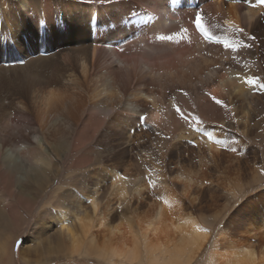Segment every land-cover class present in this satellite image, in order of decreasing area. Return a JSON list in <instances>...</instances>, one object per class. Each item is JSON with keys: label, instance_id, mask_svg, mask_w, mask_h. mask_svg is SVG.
I'll list each match as a JSON object with an SVG mask.
<instances>
[{"label": "bare ground", "instance_id": "bare-ground-1", "mask_svg": "<svg viewBox=\"0 0 264 264\" xmlns=\"http://www.w3.org/2000/svg\"><path fill=\"white\" fill-rule=\"evenodd\" d=\"M208 1V10L223 20L225 28L230 23L253 28L264 50V5L248 9L237 0ZM185 2L0 0L1 173L23 193L25 185L54 184L69 166L85 169L91 159L102 162L96 170L73 173L75 185L82 188L79 195L70 192L68 203L57 196L60 232L50 248L53 252L113 264H191L210 243L213 264H264V194L255 197L254 208L238 227L245 238L233 236L229 227L216 231L225 252L216 250L209 231L199 230L206 227L193 213L196 210L188 209L213 192L205 187L207 182L219 181L213 170L223 167L231 174L235 166L238 173L243 169L238 160L224 167L230 159L221 156L222 137L213 134L209 139L197 133L189 145L180 134L166 141L160 147L162 159L167 149L166 154H177L180 162L190 161L183 153L192 156L199 149L198 168L181 166L174 177H159L161 191L156 190L162 192L161 199L155 198L144 210L139 208L148 201L150 193L145 189L150 184L130 187L133 174L128 160L140 158L149 140L145 120L158 128L182 124L176 107L185 91L212 110L218 105L213 96L227 106H240L236 115L246 132L259 123L253 111L261 107V100L242 79L234 78L236 63L226 66L218 56L210 59L203 49L202 55H189L190 48L206 40L195 26L187 29L197 0L189 8ZM141 6L159 12V19L154 18L149 27L143 26L146 12ZM140 20L143 32L138 40L134 33L139 29L132 24ZM204 24L216 30L205 20ZM182 29H187V35L180 47L157 39L173 31L183 36ZM124 40L130 44L121 46ZM256 53L262 63V54L257 49ZM220 116L219 123L227 126ZM79 151L81 155L74 157ZM210 160L213 167L208 165ZM6 253L0 242V255Z\"/></svg>", "mask_w": 264, "mask_h": 264}, {"label": "rangeland", "instance_id": "rangeland-1", "mask_svg": "<svg viewBox=\"0 0 264 264\" xmlns=\"http://www.w3.org/2000/svg\"><path fill=\"white\" fill-rule=\"evenodd\" d=\"M206 1L197 0L196 9L202 11L203 18L207 22V25H209V23L210 25L218 23L220 27L216 28V30H210L212 36L216 39H205L198 32L206 41L202 45L200 44L199 46L192 47V49L190 48L188 50L189 55L193 57L202 55L201 50L203 49V51L211 55L210 59L218 56L220 61L225 63L226 66H228L229 63H236L235 66H232V70L235 74L234 78L238 81L239 78L237 77L239 75V77L259 76L261 82H264V50L259 46V38H256L255 41L248 39L250 36H255L252 30L253 28L243 24V34L230 31L229 28H225L223 20L213 14L212 10H208L207 3H205ZM211 1L213 0H209L208 3L211 4ZM237 1L248 9L256 8L259 5L257 4L256 7L250 6V3L256 4V0H247V2L244 0V3L242 0ZM193 5H195L194 0H186L184 7L189 8ZM141 7L146 12V16H144L143 19L145 22L143 26L149 27L151 21L159 19V12L154 11L150 7ZM154 18L156 19L154 20ZM136 23L134 22L132 26H135V28L139 30L134 34L137 38L140 37L138 40H141L143 26L141 25V20L138 24ZM166 23L167 26H170V21ZM187 23L189 24L187 29L194 28L195 25L192 18L189 19ZM181 24L183 23L181 22ZM176 26L177 25H174V27ZM176 33V31H173V35H177ZM131 38L135 39L134 36ZM225 39L233 43L242 41L243 43L251 44L252 47L246 48L241 46L237 51H233L232 49L224 47L223 41ZM136 41L131 43H135ZM192 43H195V40H192ZM121 44V46L124 47L130 43H126L124 40L121 41ZM175 44L180 47L181 41ZM256 49L262 54L260 55L262 57V63L258 62L259 55L256 53ZM226 74L229 75L228 73ZM246 87L249 86L246 85ZM184 93H187V95ZM184 93L178 97V107L187 117V120L182 119L176 112V117L182 124L177 125L176 123L173 125L171 123L169 126L165 125L163 128H158V126L155 127L153 124L154 122L147 119L145 120L146 126L144 125L145 127L143 129L144 132L149 133V140L142 148L141 151L143 155L140 154V158L128 160V164L132 169L131 173L134 175L130 174L129 176L130 187H134L139 183V185L142 183L148 185L149 179L156 182L155 187L148 185V191L145 189L146 192L150 194L148 195V201L146 200L144 204L140 205L141 207L139 209L144 210L149 205L153 204L155 198L158 199L157 197L161 196L162 192H160L159 177L161 179L164 177L170 179L175 176V173H173L175 169L179 170L181 166H184L186 170H193L197 167L196 165L199 164V149L198 152L192 156L188 155L186 152L183 153V158L187 159L188 157V159H190V161L186 160L188 162H180L177 154H170V157L166 154L168 151L167 149L164 153V159H162L161 154L164 152V149L161 150L160 147H162L163 144L172 142L175 140L174 138H177L180 134H183V137L180 139L186 141L189 145H192V137L197 136V133L201 137L209 136V134L211 137L213 134L218 138L222 137L224 141H222L223 151H221V156L222 158L227 157L230 159L225 165L223 163L224 167H228L230 164L235 165L234 162L238 160L240 163L242 162L243 169L238 173V169L235 166L231 174L223 167L219 170H213L216 173L212 174L219 178V181H214L213 183L207 182L205 184V187L213 192L209 191L206 193L208 195H205L201 201L202 203L197 200L194 207L189 206L188 209L196 210L193 213L202 220L203 224L208 229L210 236H212V242H215L216 250L220 249L225 252L226 248H222L221 241H219L220 237H218L216 231L222 227L226 229L229 227L233 232V236L245 238L244 235H240L238 229L241 226L239 225L245 222L247 214L254 208L252 207V202L255 203V197L259 194H264V175L261 174V169L264 168V93L255 90L254 94L256 99L261 100L262 103L258 110L253 111L254 120L259 123L249 126L248 132L245 131L247 128L245 129L240 125L237 118L236 112H239L238 109L240 108L237 104L233 105L232 103L227 109L220 105H216L217 108L212 110L208 108V105H205V102L199 99L197 100L195 97L191 96L189 92L185 91ZM210 101H212V99H210ZM213 107L214 106H212V108ZM221 113L225 119H223V122H225V124L227 123V126L219 123L222 122V120H219L222 119L220 116ZM194 117H198L200 122L197 123ZM147 126H150L152 129H149L150 127L148 128ZM156 128L159 129V131H157ZM231 147H236L238 152L243 153V155L230 151L229 149ZM81 153L82 151L77 152L74 157L81 155ZM88 156L90 155H87V157ZM143 156H146V161ZM86 158L84 160H86ZM158 160L159 163H157ZM100 163L102 162L91 159L89 167L85 169H83L84 167H79V169L73 170V168L69 166L65 173L59 176L58 180L56 179L54 184L48 187L25 185V191H23V193L21 190L17 189L12 179L9 181L8 176L2 174L0 171V242L5 244L7 250L4 256L0 255V264H113L104 262L96 257L73 256L69 255L66 251L53 252L50 250L51 246H55L54 240H57V233L60 232L58 214L61 213V209H58L56 206L57 196H63L62 199L68 203L69 197L67 195H69L70 192L78 191L76 193L79 195L82 188L81 186L75 185L76 183L73 181L75 172H78L80 169L89 171L96 170L100 167ZM194 163L196 164L194 165ZM208 165L209 167H213V161H208ZM122 172L123 171H121V173ZM255 176L259 177V179H256L257 181H254ZM135 182H137V184ZM58 185L60 187L56 190ZM157 188H159L160 191L156 190ZM66 192L67 194H64ZM213 196L214 199H211ZM190 205L192 206V204ZM115 206L119 207L120 205L116 204ZM119 209L121 210V206ZM66 216L69 217L68 215ZM203 218L206 221L203 220ZM252 240L254 241L255 238ZM17 241H20V243L17 244ZM212 249L210 243L206 244V246L199 251L191 264H213V261L210 260L209 257L214 254Z\"/></svg>", "mask_w": 264, "mask_h": 264}, {"label": "snow or ice", "instance_id": "snow-or-ice-1", "mask_svg": "<svg viewBox=\"0 0 264 264\" xmlns=\"http://www.w3.org/2000/svg\"><path fill=\"white\" fill-rule=\"evenodd\" d=\"M257 4L259 5H264V0H256V4H251V7H256ZM193 23L195 25L196 30L205 38V39H216L215 37L212 36L209 28L205 27L204 24V18L202 15V11H195L194 12V18H193ZM211 27H215V28H219L220 25L214 24L211 25ZM229 30L233 31V32H237L240 34L244 33V29L240 28L238 26H236L235 24H229ZM185 35L181 36L179 34L177 35H161L158 36L157 39L159 40H166V41H175L177 43H179L181 40L186 39V35H187V29H182L181 30ZM249 40L255 41L256 37L255 36H250L248 37ZM191 41H189L190 43ZM224 47L225 48H229L232 49L233 51H237L241 46L246 47V48H251L252 45L251 44H247V43H243L242 41H237L235 43H233L232 41L225 39L223 41ZM239 79H242V82L245 83L246 85H248L250 88L255 89L256 91L260 92V93H264V82H261V78L259 76H245L243 78L238 77ZM185 95H187V93H184ZM212 99L215 101L216 104L220 105L221 107H224L227 109V105L224 103L223 100L217 99L215 96L212 97ZM175 106V105H174ZM176 112L178 115L181 116L182 119L187 120V117L182 113L181 109L179 107H176ZM141 122H143L145 120V117H141ZM194 119L197 121V123H199V118L198 117H194ZM223 127V126H222ZM209 139H211V135L209 134ZM232 152H237V154L239 155H243V153H239L238 149L236 147H231L229 149ZM157 163H159V161H157ZM261 174L264 175V168L261 169ZM149 184L152 187L156 186V182L154 180L149 179ZM158 199H161V197H157ZM165 203H168L166 200L164 201ZM201 231H208V229H199ZM20 241H17V244H19Z\"/></svg>", "mask_w": 264, "mask_h": 264}]
</instances>
